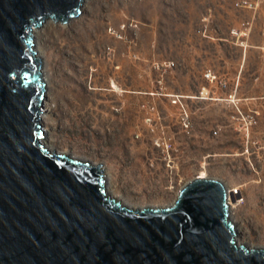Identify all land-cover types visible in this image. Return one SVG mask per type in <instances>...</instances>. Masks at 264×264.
<instances>
[{"label": "rangeland", "instance_id": "obj_1", "mask_svg": "<svg viewBox=\"0 0 264 264\" xmlns=\"http://www.w3.org/2000/svg\"><path fill=\"white\" fill-rule=\"evenodd\" d=\"M239 1L84 0L66 24L45 21L34 33L50 75L43 129L54 149L103 162L105 186L133 209L171 207L198 176L241 186L238 241L264 248V118L246 132V107L223 101L264 89L253 78L264 74V0ZM210 69L224 88L205 80ZM202 88L220 102L179 99Z\"/></svg>", "mask_w": 264, "mask_h": 264}, {"label": "water", "instance_id": "obj_2", "mask_svg": "<svg viewBox=\"0 0 264 264\" xmlns=\"http://www.w3.org/2000/svg\"><path fill=\"white\" fill-rule=\"evenodd\" d=\"M84 0H0V264H264L238 243L226 186L196 177L165 209L107 195L103 162L51 148L34 29Z\"/></svg>", "mask_w": 264, "mask_h": 264}, {"label": "built area", "instance_id": "obj_3", "mask_svg": "<svg viewBox=\"0 0 264 264\" xmlns=\"http://www.w3.org/2000/svg\"><path fill=\"white\" fill-rule=\"evenodd\" d=\"M236 6L240 7V8H242V7L251 8L253 5H252V3H250V2H248L246 0H241V1L236 3ZM237 32L238 31H236L235 35H241V32L240 33H237ZM169 66H170V64H169ZM169 66L167 65V67H169ZM204 78L209 84L219 85L220 88H224L226 86V83H223V82H221L219 80L218 73L217 74L214 73L211 69L207 70L204 73ZM183 98L190 99V100H206V99H210V100H213V101H218L219 100V98L216 97L214 95V93H212L210 90H207L206 88H202L200 91H198L196 94H193V95L180 96L179 99H183ZM225 100H229L232 103H235L234 95H229L227 97V99H225ZM174 103H177V102L175 101ZM237 113H238L239 117H241V121L243 122L242 129L245 128L246 132L249 130L250 126L256 124V120L253 117L254 115L244 117L239 110H237ZM186 119H187V115L184 113V117H183V120H182L183 129H187L188 126H189ZM218 133H220V131H214L213 135H217ZM263 176H264V174H263ZM262 180H263L262 178H259L258 181L261 182ZM227 190H228V199H227V201L229 203V206H234V208H235V207L240 206L241 204L244 203L245 197L243 195L241 186L230 187V188H227ZM230 200H231V203H230Z\"/></svg>", "mask_w": 264, "mask_h": 264}, {"label": "crops", "instance_id": "obj_4", "mask_svg": "<svg viewBox=\"0 0 264 264\" xmlns=\"http://www.w3.org/2000/svg\"><path fill=\"white\" fill-rule=\"evenodd\" d=\"M260 57L259 59L261 61H264V52L260 53ZM244 61L242 63V66H240L239 69V75L238 77L235 76L234 79H232L231 81L233 82V85L236 84L235 86L240 88L241 86V81H243V74L245 72L246 69V64L249 61V53L248 51H246L245 53V57L243 58ZM241 74V75H240ZM219 75H222L221 73ZM254 82L256 84V82L260 85H263V83L261 84L260 81L262 80V78H264V74L262 72V69H259V74L257 76H254ZM218 97V95H216ZM228 96V95H226ZM222 97V96H219ZM235 102H238L240 105L246 107V111L245 114L247 115H255L258 119H259V125L262 123L261 119L264 118V89L261 90V92L259 93H255V94H250V95H235ZM227 98V97H226ZM227 103H232L229 100H223ZM215 103L212 104H217L216 102H220V101H213ZM184 131L182 129H179V132L177 133L178 135L180 134V137L178 138V140L183 141L185 140L184 136H183Z\"/></svg>", "mask_w": 264, "mask_h": 264}, {"label": "bare ground", "instance_id": "obj_5", "mask_svg": "<svg viewBox=\"0 0 264 264\" xmlns=\"http://www.w3.org/2000/svg\"><path fill=\"white\" fill-rule=\"evenodd\" d=\"M71 20V19H70ZM48 21V20H47ZM36 32V30L34 29V33ZM37 47V46H36ZM42 54H43V51L42 50H40V51H38L37 50V56L41 59V62H42V64H41V77H42V80L43 81H46L47 82V86H46V84H45V88H48V85H49V82H48V80H50V75H49V71H48V65H47V62H46V60H44L45 62H44V64H43V61H42ZM43 59H44V57H43ZM42 65H44L43 66V68H42ZM45 83V82H44ZM51 148H53L52 146H51ZM54 149V148H53ZM104 173V172H103ZM199 177H201V176H199ZM202 178V177H201ZM106 193H107V195H110V196H112L113 197V193H112V191L110 190V187L108 186V187H106ZM109 193V194H108ZM230 203H231V200H230ZM232 207V208H231ZM234 208V206H230V210H232ZM236 240H237V242L239 243V241H238V236L236 237Z\"/></svg>", "mask_w": 264, "mask_h": 264}]
</instances>
